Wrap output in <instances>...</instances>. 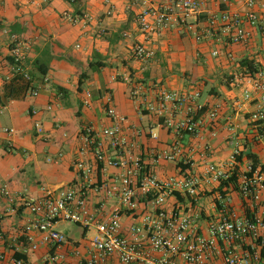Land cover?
<instances>
[{
  "label": "crops",
  "instance_id": "0c3cea01",
  "mask_svg": "<svg viewBox=\"0 0 264 264\" xmlns=\"http://www.w3.org/2000/svg\"><path fill=\"white\" fill-rule=\"evenodd\" d=\"M194 1L199 3L198 10L185 16L170 0H0L3 73L9 74L10 50L17 36L25 44L26 66L39 88L36 97L0 101V257L8 259L20 253L30 264H44L47 255L59 253L65 257L57 264H79L73 248L85 252L96 230L79 226L82 231L73 235L68 223H62L59 229L67 237L63 246L41 244L24 254L23 231L31 214L22 198H39L47 191L76 184L80 180L74 165L78 160L94 168L92 176L99 186L117 176L119 170L97 171L92 156L79 153L86 126L100 129L114 125L107 114L110 107L127 118L124 136L135 142V151L160 180L181 171L202 176L203 200L197 209L205 217L215 211L218 190V183L204 173L209 164L229 169L235 151L239 152L237 158L243 155L238 167L251 159L248 154L264 164V142L253 137L250 119L259 100L245 99V83L251 73L242 65L248 59L257 71L264 68V26L249 27V39L232 44L221 32L212 34L209 19L229 9L245 12L249 0ZM255 1L254 9L264 17V0ZM165 6H172L175 20L165 27L153 15L156 30L146 45L154 55L138 60L132 50L134 43L144 41L138 18L146 9L157 12ZM38 61L47 69L45 76L34 67ZM5 82L0 78V96ZM137 88L140 96L134 99L131 92ZM160 88L183 94L199 92L195 104L202 116L219 105L218 121L212 126L206 123L198 136L184 133L178 139L150 109L157 104ZM38 127L43 131L38 132ZM212 128L218 132L215 137ZM178 140L183 153L175 161L161 158L154 162L153 153L168 150ZM5 186L9 196L1 191ZM186 200L178 194L169 198L167 205H183ZM89 201L94 211L106 214L116 204L94 190ZM132 221L125 216L124 226ZM113 263H118L117 258Z\"/></svg>",
  "mask_w": 264,
  "mask_h": 264
},
{
  "label": "built area",
  "instance_id": "2783aa9c",
  "mask_svg": "<svg viewBox=\"0 0 264 264\" xmlns=\"http://www.w3.org/2000/svg\"><path fill=\"white\" fill-rule=\"evenodd\" d=\"M170 1L185 16L199 8V3L194 0ZM256 5L255 0H249L245 12L229 9L220 16H211L210 31L212 34L221 32L232 44L248 40L251 35L249 27L264 26V17L254 9ZM153 15L165 27L175 20L172 6H165L157 12L146 9L140 14L138 22L144 41L134 43L132 47L138 60H148L154 55L146 45L149 35L156 30L151 21ZM202 37L204 34L198 39ZM25 48L24 42L14 36L9 74L4 75L0 66V78L8 82L15 74L22 75L32 86L27 95L36 97L39 88L26 66ZM245 84V99L259 100L250 117L253 137L264 142V68L249 74ZM131 95L138 99V88L132 90ZM199 96V92L183 94L160 88L157 104L150 109L164 119V126L173 130L178 139L184 133L198 136L206 123L212 126L218 121L220 112L217 105L203 117L200 107L195 104ZM90 97L88 92L87 103ZM107 114L115 121L114 125L100 129L86 126L81 135L83 144L79 153L91 155L97 171L115 168L119 173L99 186L98 180L92 176L94 168L78 160L74 164L80 179L76 184L56 192L47 191L39 198H22L23 206L31 214L23 231L26 238L24 254L37 250L41 244L63 246L67 237L59 225L68 223L96 230L88 239L85 252L73 248L72 254L79 259V264H114V258H117V264H264V171L260 166L256 167L252 159L243 163L237 170V182L222 188L221 192L222 182L228 180L239 165V152L235 151L231 156L229 169L223 164H209L204 173L210 181L218 183V190L215 211L205 217L197 209L203 200L200 191L202 176L181 171L176 176L160 180L144 162L142 154L135 151V142H129L124 136L123 124L127 123V118L114 107L108 108ZM42 131V127H38V132ZM217 134L212 128L211 135L215 137ZM152 136L156 137L155 134ZM179 141L168 150L153 153L154 162L161 158L175 161L183 153ZM93 190L116 200L110 212L94 211L89 201ZM1 191L7 196L10 194L6 186ZM178 194H183L186 202L183 205L178 202L169 208V198ZM125 216L133 220L128 226L123 223ZM64 257L59 253L49 254L44 258V264H57ZM0 264H30V261L27 257L14 255L5 259L1 256Z\"/></svg>",
  "mask_w": 264,
  "mask_h": 264
},
{
  "label": "trees",
  "instance_id": "16d2710c",
  "mask_svg": "<svg viewBox=\"0 0 264 264\" xmlns=\"http://www.w3.org/2000/svg\"><path fill=\"white\" fill-rule=\"evenodd\" d=\"M75 1V0H74ZM10 60V58H9ZM242 65L246 67V69L251 73L254 74L257 72V66L253 61H250L248 59H245L242 61ZM35 69L43 76L46 75L47 69L45 70L43 68V64L41 62H36L34 64ZM82 86V80H80L79 88L81 89ZM32 88L30 81L26 80L22 75L15 74L13 78L5 82L4 84V94L0 96L1 100H7V99H20L24 98L27 95V92ZM243 155L240 154L237 158L238 162H242ZM248 157H250L254 163V165L260 166L261 171H264V164H261L260 160L257 156L248 154ZM237 170L238 166L236 167L235 171L233 172L232 176L228 180H224L222 182V185L219 188V191L223 192L222 188L228 186L229 184H235L237 182ZM15 256L17 258L26 257L25 255H22L20 253H16Z\"/></svg>",
  "mask_w": 264,
  "mask_h": 264
},
{
  "label": "rangeland",
  "instance_id": "374dc122",
  "mask_svg": "<svg viewBox=\"0 0 264 264\" xmlns=\"http://www.w3.org/2000/svg\"><path fill=\"white\" fill-rule=\"evenodd\" d=\"M208 88H205V92H207ZM67 228L69 229V234L78 235L82 231V228L79 226L68 224Z\"/></svg>",
  "mask_w": 264,
  "mask_h": 264
}]
</instances>
